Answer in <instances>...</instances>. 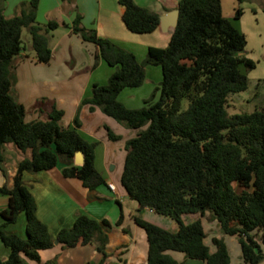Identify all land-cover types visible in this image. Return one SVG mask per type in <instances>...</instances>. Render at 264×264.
<instances>
[{
    "label": "trees",
    "instance_id": "trees-1",
    "mask_svg": "<svg viewBox=\"0 0 264 264\" xmlns=\"http://www.w3.org/2000/svg\"><path fill=\"white\" fill-rule=\"evenodd\" d=\"M2 1L0 160L5 142L29 155L16 162L11 185H0V193L7 194V204L0 209V243L8 249L0 264H31L28 259L38 260V250L51 246L53 236L35 214L22 171L47 169L62 161V174L78 178L89 193L103 178L93 166L95 143L78 132L76 116L71 126H62V110L51 105L45 118L24 119L22 103L11 94V74L22 48L21 28L29 33L35 61L46 62L51 53L48 33L57 22L35 20L38 0L20 1L18 12L10 16L3 13ZM117 1L124 6L121 20L130 31L149 32L157 26V13L133 0ZM176 8L166 45H148L140 62L132 51L80 25V14L75 12L71 31L95 43L97 56L113 67L106 83H92L81 103L137 129L124 140L120 183L139 208L148 207L177 224L169 230L135 218L146 235L144 264H184L169 250L204 264H229L222 237H211L212 251L203 240L200 216L205 211L223 234L236 236L243 262L258 264L264 260V110L227 114L225 109L227 94L247 86L239 65L252 68L255 63L243 53L245 35L222 14L220 0H176ZM261 9L264 13V1ZM240 13L236 6L232 16ZM144 64L159 66L158 84L143 98V105L126 107L116 95L124 87L141 84ZM107 134L116 137L109 130ZM19 212L24 214V237L4 229ZM103 225H107L104 219L98 222L79 214L70 226L59 228L55 238L63 247L93 241L98 253L94 264H108ZM42 264L58 263L52 258Z\"/></svg>",
    "mask_w": 264,
    "mask_h": 264
},
{
    "label": "crops",
    "instance_id": "crops-1",
    "mask_svg": "<svg viewBox=\"0 0 264 264\" xmlns=\"http://www.w3.org/2000/svg\"><path fill=\"white\" fill-rule=\"evenodd\" d=\"M6 1L4 0L2 4L5 15L10 16L18 12V4L22 0H15L14 9L7 13ZM133 1L157 13L158 16L176 9V0ZM263 1L257 0V3L253 4L251 0L247 2L231 0V4L233 8L238 6L244 10L245 7L251 9L255 5L261 6ZM41 5L46 12L57 8L64 11L66 19L61 21L66 28L58 34L53 45L49 44L48 39L51 53L46 62L35 61L33 50L31 54L19 51L11 74V94L22 103L25 120L45 118L51 105L62 110L60 119L62 126H71L73 117L76 116L78 132L87 141L95 143L93 166L100 172L103 183L98 184L95 190L89 193L78 178L62 174L61 169L65 165L62 161H57L47 169L24 170L21 178L33 196L35 214L46 225L53 240L56 239L57 230L70 226L79 214H85L98 222L104 219L107 224L103 225V230L106 233L105 251L108 264H144L147 254L146 235L135 218L151 221L150 215L155 213L148 207L139 208L136 201L127 196L119 179L125 153L124 140L133 136L137 129L125 127L96 106L89 109L87 103H81V99L89 95L92 83H106L113 67L97 56L95 43L82 39L78 33L71 31L70 25L75 12L79 13L80 25L93 28L98 35L107 37L117 45L132 51L139 62L143 60L148 45H166L173 26H161L158 23L149 32L130 31L121 20L124 6L117 0H38L35 20L36 12ZM47 18L54 20L50 15ZM55 28L50 30L48 35L52 31L54 33ZM262 35L264 37V30ZM143 68L144 78L141 84L126 90L130 99L136 97L142 90H148L160 79L158 65L144 64ZM25 80L27 83L24 86ZM145 93H139L140 100L146 97ZM108 130L116 137L110 138ZM14 151L16 153L19 149L11 142H5L1 146L0 185L7 187L11 185L16 162L22 155H29L25 150L20 152V155L12 156L11 152ZM109 163H112L110 168L107 167ZM109 182L113 184V189L107 186ZM6 204L7 194L0 193V209ZM20 213L17 214L15 221L6 224L4 229L24 237V214ZM200 220L205 232L203 240L209 251L214 249L211 237H222L228 250L229 264H249L243 262L240 256L235 235L223 234L215 219L211 218L207 211L200 216ZM176 228V222L171 220L167 229ZM231 251L234 253V259L231 258ZM7 252V247L0 244V258H5ZM168 253L184 264H204L201 260L186 258L181 251L169 250ZM38 257V260L28 261L31 264H42L53 258L58 264H94L98 253L93 241L72 247H63L56 241L49 247L39 249ZM258 264H264V260Z\"/></svg>",
    "mask_w": 264,
    "mask_h": 264
},
{
    "label": "rangeland",
    "instance_id": "rangeland-1",
    "mask_svg": "<svg viewBox=\"0 0 264 264\" xmlns=\"http://www.w3.org/2000/svg\"><path fill=\"white\" fill-rule=\"evenodd\" d=\"M14 1L15 0L6 1V13L14 9ZM247 1L248 0H244V2ZM251 2L254 4V2L257 3V0H251ZM3 3L4 1H2V4ZM220 5L222 14L226 16L237 29L245 34L246 44L244 46L243 53L246 56L252 58L255 63L254 67L252 68H245L242 64L239 65V67L242 68V71H245L247 75V86L243 90L227 94L225 106L226 112L227 114H232L235 112H248L253 109L264 110V37L262 35L264 30V13L260 8L261 6L255 5L251 7V9L245 7L244 10H241L243 12L240 13V17H233L232 15L234 8L232 6L233 4H231V0H220ZM243 5H245V3H243ZM65 14L66 13L64 11L62 12V10L60 11L58 8L51 12H46L42 5L36 12V21L40 22V24H43L48 19L47 17H49V15L51 16V19H54L56 22H58L57 27L54 29V33L52 31L54 36L51 35L52 33L48 35L50 45L54 44L58 34L62 33L66 28L62 22L64 19H66ZM20 37L22 45L21 50L31 54L32 48L30 45V36L26 27L24 26L21 28ZM25 83H27L26 80L24 81V86L26 85ZM157 84L158 82L156 84H152L148 90H142L139 93L146 92L145 95L147 96ZM130 89H132V87H125L124 89L120 90L116 95V99L126 107L138 108L143 105L142 100H140L138 97L139 93L136 95V97H132V99H130L131 97L127 95L126 91ZM140 89L141 88H139V90ZM156 95L157 93L155 94V97ZM17 152H11V155H20V152L24 151L19 150ZM22 157H24V155H22ZM111 164L112 163H109L107 167L110 168ZM150 218V222H153L164 228H168L169 222L171 221L170 218L156 213L151 214ZM230 255L231 258L234 259V253L232 251L230 252Z\"/></svg>",
    "mask_w": 264,
    "mask_h": 264
},
{
    "label": "water",
    "instance_id": "water-1",
    "mask_svg": "<svg viewBox=\"0 0 264 264\" xmlns=\"http://www.w3.org/2000/svg\"><path fill=\"white\" fill-rule=\"evenodd\" d=\"M177 8L175 10H173L170 13H165L163 15H159L158 16V23L161 26H174L175 22H176V17H177ZM57 239H54L53 242H56Z\"/></svg>",
    "mask_w": 264,
    "mask_h": 264
},
{
    "label": "built area",
    "instance_id": "built-area-1",
    "mask_svg": "<svg viewBox=\"0 0 264 264\" xmlns=\"http://www.w3.org/2000/svg\"><path fill=\"white\" fill-rule=\"evenodd\" d=\"M107 186H108L110 189H113V184H112L111 182H109V183L107 184Z\"/></svg>",
    "mask_w": 264,
    "mask_h": 264
}]
</instances>
